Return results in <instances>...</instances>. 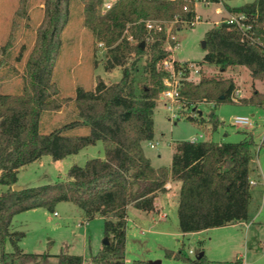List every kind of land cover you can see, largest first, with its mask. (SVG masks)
Here are the masks:
<instances>
[{
    "label": "trees",
    "instance_id": "16d2710c",
    "mask_svg": "<svg viewBox=\"0 0 264 264\" xmlns=\"http://www.w3.org/2000/svg\"><path fill=\"white\" fill-rule=\"evenodd\" d=\"M198 1L220 2L116 0L102 13L104 0H82L83 24L94 40L105 46V69L122 67V76L112 83L99 78L94 88L77 87L74 97H66L61 95L53 71L62 46V32L70 17L71 0H43V15L25 60L23 88L19 92L0 91V186H6L0 187L1 264H49L53 256L56 264H85L87 259L81 254L25 252L15 238L18 232L11 230L17 213L36 207L54 211L62 201L76 204L85 221L96 216L104 219L109 243L91 256V263L153 264L143 259L127 261L128 207L155 211V195L166 190L170 179L181 183L177 207L181 232H198L248 219L253 188L250 180L255 171V140L251 132L245 131L246 137L238 142L178 140L173 144L170 167H155L143 148V141H151L155 135L154 110L168 74L161 63L171 54L165 48V30H149L146 22L193 25ZM29 4L30 0H18L16 16L27 17ZM226 8L249 16L253 25L250 33L255 40L246 39L231 24H215L205 34L203 62L222 70L245 66L253 79L264 84V0ZM21 56L22 51L17 59ZM236 88L232 77L203 73L197 82L185 81L181 99L186 107L204 101L219 105L233 101L231 95ZM68 101H73L77 118L47 133L41 132L43 112L59 110ZM241 102L264 107V90H254ZM209 121L213 129L222 123L215 113ZM81 125H88L89 132L71 131ZM99 140L104 148L103 158H90L84 165L74 163L65 179L13 189L20 168L42 155L62 159ZM7 238L14 247L11 252L4 248ZM166 254L183 255L182 251L173 250ZM204 257L205 254L185 260L201 264Z\"/></svg>",
    "mask_w": 264,
    "mask_h": 264
},
{
    "label": "rangeland",
    "instance_id": "374dc122",
    "mask_svg": "<svg viewBox=\"0 0 264 264\" xmlns=\"http://www.w3.org/2000/svg\"><path fill=\"white\" fill-rule=\"evenodd\" d=\"M254 1H198L195 8L200 19L193 25L184 22L178 25L176 34L179 43L171 54L178 61L199 66L202 72L194 75L195 82L199 81L203 73L207 76L222 74L234 79L237 88L241 89L244 95L243 98L250 96L254 90H264V84L253 79L245 66H231L222 70L203 62L206 54L203 46L205 34L216 21L220 23L226 17V5L234 8ZM82 3V0L70 2V17L62 32V46L53 71V79L61 95L66 97H74L77 87L94 88L99 78L112 83L122 76V67L111 71L105 69V46L96 42L91 31L84 26ZM17 7L18 0H0L1 92H19L23 88L25 60L36 36V27L42 18L44 3L43 0H30L27 17L16 16ZM7 42L9 46H6ZM21 51L22 56L18 60L17 56ZM161 96L162 94L154 110V138L151 141H143L145 154L152 158L153 165L170 167L173 144L178 140H192L197 137L200 140L238 142L246 137L245 131H249L255 140L252 166L256 171L258 165L263 173L259 175L253 171L252 176L259 182L252 185L253 201L250 205V216L245 224L218 226L184 234L179 230L178 212L173 206L168 208L166 219H159L157 214L151 216L146 211L131 206L126 230V257L131 261L143 259L161 260V264H189L185 257L196 258L198 253L204 251L205 257L201 264H264V107L242 103V99L239 102L226 101L219 105L204 101L191 107L183 106L179 118L173 120L167 109L170 103ZM194 107L197 111H193ZM199 110L202 114L198 113ZM212 113L222 121L216 129H213L209 121ZM235 116H248L253 124H234ZM76 118L75 105L73 101H68L59 110L44 111L39 129L47 133ZM201 119L204 121L200 122ZM71 131L86 134L89 132V126L81 125ZM151 142L155 146L152 147ZM93 157H104L100 140L62 159L54 160L50 155H42L20 168L17 184L31 187L65 179L71 165H84ZM0 187L6 188L4 185ZM11 230L18 232L15 238L25 252L81 254L87 259L85 264H93L89 259L102 248L106 238L104 219L96 216L91 220H83L82 210L70 201L59 202L54 211L36 207L19 212L13 218ZM4 248L7 252L13 251L14 247L9 238L5 240ZM167 250L182 251L183 255L167 256ZM1 252L0 243V264ZM56 263L57 258L51 257L49 264Z\"/></svg>",
    "mask_w": 264,
    "mask_h": 264
},
{
    "label": "built area",
    "instance_id": "2783aa9c",
    "mask_svg": "<svg viewBox=\"0 0 264 264\" xmlns=\"http://www.w3.org/2000/svg\"><path fill=\"white\" fill-rule=\"evenodd\" d=\"M205 3H208V2H205ZM113 4H114V1L112 0L103 2L102 8H101L102 13H105L106 11H108L113 6ZM184 9L186 10L187 6H184ZM198 19L200 18L198 15H196V18L193 21V24ZM175 22L176 21H173L171 23H165V25L158 21L148 20L146 22V26L149 30L150 29L165 30L166 32L165 48L169 52H172L174 47L177 46V44L179 43V40L176 34V30L179 27L175 26ZM221 22H226L240 29L243 32V35L246 39L250 41L255 40L253 34L250 33V31L253 28V25L250 22L249 16L247 14L242 13V12L240 13L231 12ZM216 24H219V22L216 21ZM100 44L103 45V43H100ZM161 66L164 70L168 72V74L163 79L165 89L162 93L161 98L165 100L166 102L170 103L167 106V109L170 111V118L173 120H176L177 118H179L180 111L183 108V102L181 99L182 98L181 89L185 81L195 80L194 75L200 74V68L199 66H196L194 63L178 61L174 59L172 54H170L169 57H167L166 59L162 61ZM243 97L244 95L242 94L241 89H238V88L235 89L231 95V99L237 102H239L240 99H242ZM233 122L234 124H237V125L253 124L251 118L248 116H235L233 118ZM192 140H200V139L195 137ZM150 145L152 147L155 146L154 143L152 142L150 143ZM250 184L256 185L257 181L255 179H251ZM263 184H264V176H263Z\"/></svg>",
    "mask_w": 264,
    "mask_h": 264
},
{
    "label": "crops",
    "instance_id": "0c3cea01",
    "mask_svg": "<svg viewBox=\"0 0 264 264\" xmlns=\"http://www.w3.org/2000/svg\"><path fill=\"white\" fill-rule=\"evenodd\" d=\"M195 10H196V8H195ZM225 10H226V13L227 14L224 15V16H227L228 14L231 13V11L229 9L225 8ZM148 157L150 158V160H151V162L153 164L152 158L150 156H148ZM171 161H172V159H171ZM170 165H171V163H170ZM155 167H159V166H155ZM256 168L257 169H256L255 172L257 174L263 173V170L262 169H259V166L258 165H256ZM252 179H255L257 181V183L259 182V180L256 179V178H254L253 176H252ZM180 185H181L180 181H176V180L170 179L167 182V184H166V190L165 191L158 192L155 195V205H156L155 211H151V212H147L146 211V212L149 215H151V216H153L154 214H157L158 217H159V219H166V217L168 215L167 214L168 213V208H172L171 206H173V208H175L176 211H177L178 202H179V189H180ZM252 201H253V192H252V197H251L250 204H249V216H250V205H251V202ZM130 207L131 206L128 207V211H129V208ZM137 210H139V209H137ZM242 223L245 224L246 223V220L239 221V222H235V223H231V224H228V225H236V224H242ZM191 233H194V232H191ZM184 234H189V233H184ZM127 261L128 262H131V260L129 258H127Z\"/></svg>",
    "mask_w": 264,
    "mask_h": 264
},
{
    "label": "water",
    "instance_id": "95a60500",
    "mask_svg": "<svg viewBox=\"0 0 264 264\" xmlns=\"http://www.w3.org/2000/svg\"><path fill=\"white\" fill-rule=\"evenodd\" d=\"M144 44V42H142V45ZM203 46H206V41L204 40L203 41ZM193 110H196V107L193 108ZM198 113H202L200 110L198 111ZM212 115V114H211ZM23 187L21 185H18V184H14L13 185V189L15 190H19V189H22ZM109 243V240H108V237H106L103 241V244H108ZM204 254V251H201L197 257H201L202 255ZM153 264H161V260H153L151 261Z\"/></svg>",
    "mask_w": 264,
    "mask_h": 264
}]
</instances>
